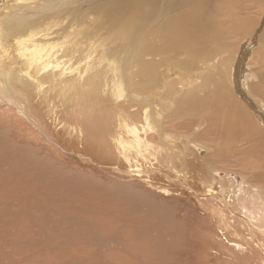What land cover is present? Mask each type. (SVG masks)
<instances>
[{
    "label": "bare ground",
    "instance_id": "bare-ground-1",
    "mask_svg": "<svg viewBox=\"0 0 264 264\" xmlns=\"http://www.w3.org/2000/svg\"><path fill=\"white\" fill-rule=\"evenodd\" d=\"M183 2L0 0V143L14 140L19 148L14 159L6 163L7 181L16 180L23 190L20 194L26 198H30L27 191L34 187V177V185L40 184V188L47 180L64 184L61 187L64 194L73 187L80 199L89 197L79 186L82 183L90 188L105 187L92 196L99 194L107 199L110 202L107 208L104 203L89 200L90 203L104 207V215L110 214L118 224L125 225L131 216L125 210L122 213L123 200L128 198L133 202L131 208L139 202L136 197L141 196L139 190L145 191L150 198L161 201L156 202L160 207L155 208L159 212L164 210L163 213L169 211L176 228H171L173 236L166 238L168 233L156 236L158 232L151 233L153 228L146 231L147 226H142L143 231H136L135 224L132 227L138 233L135 237L139 232H150L147 236L150 239L156 236L154 254L165 264H246L248 261L264 264V0H185V6ZM177 3L180 8L169 13ZM97 27L114 42L110 54L115 60L122 57L132 72L126 74L129 76L126 90L130 84L133 91L140 93L151 88L166 90L172 94L173 103L167 104V113L172 114L162 115L167 103L160 98L163 92L156 90L149 98L130 95L125 102H120V98L109 99L106 92L113 88L109 91L112 76L109 80L105 65L99 69H87L85 65L86 68H80L76 54L84 47L79 45ZM146 30L150 33L142 41ZM144 42L147 44L143 46ZM164 50L169 52V57H157ZM254 55L259 58L258 62L253 60L259 64L256 68L251 65ZM123 70L127 72L125 67ZM174 83L178 84L177 90H173ZM184 83L187 86L183 87ZM181 99L189 102L186 108L181 107L183 114L190 113L189 118L194 115L193 119L197 115L208 121L215 119L219 125L204 132L205 128L199 130L204 122L198 120L191 124L190 132L182 131L186 127L177 122L179 115H176ZM179 114L182 115L181 110ZM242 119L248 121L247 126L242 125ZM201 133L221 141L203 146L195 140V135L199 137ZM239 133L241 139L234 143L232 136ZM242 144L247 147L239 150ZM237 152L248 153L255 160L259 155L263 167L258 161L251 164L252 170L245 179L241 171L212 165L228 157L235 161ZM240 153L239 158L243 156ZM31 166L33 170H29ZM50 167H55L56 179L46 172ZM115 193L118 201L111 199ZM61 197L58 200L61 208L67 206L62 204L65 199L76 202L78 210L81 202ZM23 201L20 208L28 205L27 200ZM35 203L31 210L41 211V218L53 222L52 206ZM146 207L152 212L150 206ZM27 215L34 221L36 233L40 229L43 234L48 232L42 221L35 222L34 214ZM82 232L79 234H85ZM116 236L105 239L116 246L119 241Z\"/></svg>",
    "mask_w": 264,
    "mask_h": 264
},
{
    "label": "rangeland",
    "instance_id": "rangeland-1",
    "mask_svg": "<svg viewBox=\"0 0 264 264\" xmlns=\"http://www.w3.org/2000/svg\"><path fill=\"white\" fill-rule=\"evenodd\" d=\"M185 2V0H183ZM187 2L189 1H192V0H186ZM184 6L186 5V3H184ZM179 3H177L176 5H174L173 7H171L172 11H170L169 13H172V12H176L175 10H178L180 7L178 6ZM174 9V10H173ZM73 28V27H71ZM98 31V32H97ZM153 31V30H151ZM93 32V31H92ZM95 32V33H94ZM93 33L89 34L88 36H86L84 38V40H82L83 44L79 47L82 48L79 51V54L77 53V58L79 59L80 58V62H81V65H80V68H86L87 69H99V68H103V65H105L104 69L106 70V72L109 74V80L111 78V83L110 81L108 82V86L109 87V91H110V88H111V91L110 92H106V94L108 95V98L109 99H113L115 98L116 100L120 98V102H125V101H129V96L130 95H138V96H144L146 98H149L152 93L156 90H159L161 92H163L162 90L158 89V88H151L146 90V91H142L141 93L140 92H137V91H133V88L130 84V87L128 90H126L128 88V86H126L127 83H129V76L132 72H129V66L127 65L126 62H124V60L122 59V57L120 58H117V60H115V57L113 55L110 54V47H114L115 45L113 40L99 27H97L95 30H94ZM146 33L143 34L142 37V41H144L145 38H148V34L150 32H148V30L145 31ZM103 33V34H102ZM95 34V35H94ZM86 35V34H85ZM100 35V36H98ZM103 35H104V38H103ZM109 37H107V36ZM95 38V39H94ZM103 38V39H102ZM107 38V39H106ZM105 39V40H104ZM110 39V40H109ZM103 41V42H102ZM106 41V42H105ZM110 41V42H109ZM81 42V43H82ZM88 42V43H87ZM99 42V43H98ZM112 43V44H111ZM99 44V45H98ZM147 43L144 42L143 43V46L146 45ZM89 46H91V48H89V51L88 48ZM97 50H96V48ZM85 48L87 50H85ZM100 48V49H99ZM107 48V49H106ZM255 47H253L252 49H254ZM84 49V50H83ZM104 49V50H102ZM83 50V51H82ZM81 51L83 53H81ZM99 51V52H98ZM102 51V52H100ZM86 52V53H85ZM94 52V53H93ZM96 52V53H95ZM109 52V53H108ZM162 52V51H161ZM159 52L160 56H157L159 58H168V54L169 52L166 50H164V54ZM88 53V54H87ZM91 53V54H90ZM93 53V55H92ZM98 53V54H97ZM96 54V55H95ZM80 55V56H79ZM99 55V56H98ZM103 55V56H102ZM166 55L168 57H166ZM86 56V57H85ZM102 56V57H101ZM256 56V57H255ZM258 55H254L252 56V60H251V65L253 66V68H256L255 66H257L255 61L253 60H256L258 62L259 58H257ZM257 58V59H256ZM90 60V61H87V60ZM94 59V61L92 60ZM108 59V60H107ZM85 60V61H84ZM92 60V61H91ZM119 60V61H118ZM100 61V62H99ZM93 62V64H92ZM95 63H97V65H95ZM105 63V64H104ZM255 64V65H254ZM84 65L86 67H84ZM91 67H90V66ZM111 65V66H110ZM119 67H118V66ZM259 65V64H258ZM252 66L251 68H249V70L252 69ZM99 67V68H98ZM122 67V68H121ZM126 68V71L127 72H124L123 68ZM67 70H65L64 72H66ZM120 71V72H118ZM68 72V71H67ZM66 72V73H67ZM118 72V73H116ZM123 72V73H122ZM130 73V74H129ZM128 74V75H126ZM119 75V76H118ZM122 75V76H121ZM170 76V75H169ZM168 76V77H169ZM118 77V78H117ZM161 77L159 76L158 79H160ZM171 78V77H170ZM169 78V79H170ZM115 79V80H114ZM127 79V81H126ZM122 84V85H120ZM112 82H115V83H112ZM122 82V83H121ZM118 83V85H116ZM126 83V84H125ZM124 84V85H123ZM175 85L174 86V89L173 90H177V86L178 84L177 83H174ZM186 83L183 84V87ZM120 85V86H119ZM192 86V84H190ZM172 86V87H173ZM187 86V85H185ZM177 87V88H176ZM189 87V86H188ZM119 89V91L117 90ZM125 89V90H124ZM132 89V90H130ZM117 90V91H116ZM126 91V92H125ZM128 91V93H127ZM148 91V92H147ZM166 90H164V94L162 95V97H160L161 99H165V101H167V103L165 104L166 106H164V111H162V115L163 116H169L170 114H172L171 112L167 113V109L169 108L167 106L168 103H171L172 102V95L171 93L169 94V92L165 93ZM117 92V93H116ZM119 92V93H118ZM132 93V94H131ZM118 94H120V97H115L117 96ZM123 94V95H122ZM142 94V95H140ZM128 95V96H127ZM148 95V96H147ZM166 97H165V96ZM168 95L170 97H168ZM177 95V94H176ZM119 96V95H118ZM164 96V97H163ZM125 98V99H124ZM171 98V99H170ZM117 100V101H118ZM181 101L183 102H180L179 104V107L178 109L176 110V115H179V121L177 119V122L180 124H184V126L186 127L185 130H182L184 132H190V126L191 124H195L197 123L198 120H203L204 124H203V127H201L199 130L201 131V129H204V132H206L207 130L210 131L211 128L215 127L216 128V125H219V123H216V120L213 119L214 121H212V119L210 121H208V119L206 117H201L199 115H197L194 119L191 118L193 116H190L189 118V114L185 113L183 114L182 112V108H186V105L187 102L186 100L184 99H181ZM127 103V102H126ZM173 103V102H172ZM182 105V106H181ZM189 105V104H188ZM187 105V106H188ZM173 106V105H172ZM171 106V109L173 108ZM182 107V108H181ZM181 110V113L182 115L179 114V111ZM168 114H166L165 113ZM164 112V113H163ZM174 114V113H173ZM155 115V114H154ZM182 116V117H181ZM188 116V117H187ZM203 118V119H202ZM192 119V120H191ZM181 120V121H180ZM191 120V121H190ZM243 120V119H242ZM241 120V121H242ZM245 120V119H244ZM242 121V125H245L246 122L248 121ZM192 122V123H191ZM195 122V123H194ZM190 123V124H189ZM208 123V124H207ZM213 123V124H211ZM189 124V125H188ZM205 124L207 126H205ZM210 124V125H209ZM216 124V125H215ZM248 123H246V126H247ZM209 125V127H208ZM215 125V126H214ZM213 126V127H212ZM188 127V128H187ZM208 127V128H207ZM219 128V126H217ZM187 129L189 131H187ZM198 135L196 134L195 135V140L198 142V143H201V145H210L211 142H213V144L211 145H214V144H218L220 142L218 141H221L220 138H213V137H207L205 134L203 135V133L200 134L199 137H197ZM17 137L19 136H16L15 139H18ZM206 137V139H205ZM239 137V138H238ZM203 138V139H202ZM232 139L233 142H237L238 140L241 139V136H240V133L239 135H236V136H232ZM207 140V141H206ZM213 140V141H212ZM237 140V141H236ZM12 141V142H11ZM203 141V142H202ZM216 141V143H215ZM243 141V140H242ZM206 142V143H205ZM210 142V143H209ZM232 142V144H234ZM204 143V144H203ZM15 145V146H14ZM247 144H242L240 147H239V150H244L243 148L247 147L246 146ZM7 148H6V147ZM10 146V147H9ZM5 147V148H4ZM0 264H165L164 261H161L160 258L158 256H155L154 254V250H155V247H154V244L156 243V236H166L167 233V237L166 238H171L173 236V232L172 230L174 228H176L175 224H174V221L171 222V219H170V216H169V211H166L165 213L164 210L163 211H158V207H160L159 205L157 206L156 202H161L160 200L156 199V198H153L151 195V198L149 197V195L147 196V192H142L141 190L140 191V194L141 196L139 195H136L137 199L139 200V202L135 203V204H132L131 205V208L129 207L130 203H133L131 202L128 198L127 199H124L122 204H121V209H122V213H123V210H125L127 213H129V217L131 216L130 218V222H128V225H125L124 222L122 224H118L117 221L114 219V218H110V214H107L108 216L104 215L103 214V211L105 210L104 207L108 206L110 204V202L107 201V199H103L100 197V195L98 194V197H95V196H92L93 194H97L99 191H103L104 189H106L105 187H101V188H94L91 186H86V184L82 183L80 184L79 186L82 187V189L87 193V198H90V199H87V198H83V199H80L76 193L72 190L73 187L69 188L67 190V192H70V193H65L61 190L62 188L61 187H64V184H57L55 182H52L48 179V174H46V180L45 181L46 183L43 185L42 188L39 187L40 184H37V185H34L36 183V179L34 177V184H32V187L31 190H28L27 192L30 193V198H26L24 197V195L20 194L23 192V190L20 189V186L19 184L16 182V180L14 182H8L7 179L9 178V168L7 167L6 163L11 159L13 160L14 159V156L15 154L18 152L17 150L19 149L17 146H16V142L14 140H6L5 142L3 143H0ZM14 148V149H13ZM11 151H9V150ZM24 149V148H22ZM3 150V152H2ZM8 151L6 153H4L5 151ZM13 151V153H12ZM26 151V150H25ZM10 153V154H8ZM239 153L240 152H237L236 154V158L239 159L237 161V159L234 161V159H231V157H228L227 160H222V161H217L215 163H212L213 166H216V167H225V168H229L230 170H238V171H241L244 175H245V179H248V172L249 170H252L251 169V164L255 163L258 164L259 162V166H262L263 167V164H262V161L263 159L259 158L258 156L256 157V160L254 158H252V156H248L247 154L248 153H245L243 154V156H241V158H239ZM240 153V155H242ZM7 156V157H4V156ZM11 156V157H9ZM243 157V158H242ZM254 157V156H253ZM7 158V159H6ZM258 158V159H257ZM6 159V161H5ZM230 160V161H229ZM254 160V161H253ZM229 161V163H228ZM232 161V162H231ZM258 161V162H257ZM246 162L247 165H246ZM220 163H225L224 165L223 164H220ZM230 164V165H229ZM233 164V166H232ZM239 164V165H238ZM243 164V165H242ZM262 164V165H261ZM245 165V166H244ZM227 166V167H226ZM229 166V167H228ZM239 166V167H238ZM3 169H2V168ZM53 168L55 169V167H50V169L46 172H49V174L51 175V177H53L54 179L57 178V174L55 172H53ZM233 168V169H232ZM249 168V169H248ZM34 168L31 166L29 167V170H33ZM67 171V169H64ZM52 171V173H51ZM65 172V174L68 172ZM7 173V174H6ZM2 174V175H1ZM45 176V175H43ZM253 180V179H252ZM237 182H239V180H237ZM12 184V185H10ZM48 185V186H47ZM46 186V187H44ZM75 187H78V186H75ZM83 187H86V189H84ZM34 188V189H33ZM88 188V189H87ZM36 189V190H35ZM42 189V190H41ZM41 190V191H40ZM99 190V191H98ZM36 191V192H34ZM55 191V192H54ZM57 191V193H56ZM66 191V190H65ZM108 191H111L110 189H108ZM40 194H45L43 197L42 195ZM48 192V193H47ZM91 193V194H90ZM39 194V195H38ZM52 194V195H51ZM54 194V195H53ZM63 194V195H62ZM74 194V195H73ZM33 195V196H31ZM60 195V196H59ZM2 196V197H1ZM21 196V197H20ZM39 196V197H38ZM46 196V197H45ZM48 196V197H47ZM58 196V197H56ZM67 197L69 200L71 201H79L81 202L78 206V210L75 209L77 208V205H76V202H70V201H67L64 199V201L62 202L63 205H71V206H66L65 208H61L62 205L59 204L58 200L60 199V197ZM115 196L117 197L116 193L114 194V196L111 198L113 200L116 199V201H118L117 198H115ZM45 197V198H44ZM54 197V198H53ZM61 197V198H62ZM72 197V199H71ZM141 197V198H140ZM145 197V198H144ZM148 197V199H147ZM32 198V199H31ZM37 198V199H36ZM40 198V199H39ZM50 198V199H49ZM57 198V199H56ZM150 198V199H149ZM13 199V200H12ZM17 199V201L15 200ZM87 199V200H86ZM145 199V200H144ZM23 200H27L26 204L28 205H25L23 207L20 208V202H23V205H24V201ZM39 200V201H38ZM96 201L98 203H104V207L103 208H100L99 204H97L96 202L94 204H91L92 202L91 201ZM144 200V201H143ZM147 200V201H146ZM155 200V201H154ZM15 201V202H14ZM33 201V203H32ZM54 202L55 201V204H51L50 202ZM100 201V202H99ZM152 201V202H151ZM18 202V203H17ZM35 202H38V203H45V205H48L49 208H50V211L53 213V222L52 221H48V220H44L46 218L42 217L41 218V211H37V209H33L35 208L34 207V204H36ZM68 204H67V203ZM88 202V203H87ZM91 202V203H90ZM146 202V203H145ZM155 202V204H154ZM125 203V204H124ZM148 203H152L154 205L151 206L150 204ZM29 204H32V205H29ZM89 204V205H88ZM56 205V206H55ZM138 205H141L140 207ZM146 205L150 206L151 211H149V207L147 209ZM6 206V207H5ZM8 206V207H7ZM55 206V208L53 207ZM18 207V209H17ZM33 207V208H32ZM58 207V208H56ZM91 207V208H89ZM124 207V208H123ZM138 207V208H137ZM142 207V208H141ZM153 207V208H152ZM157 207V208H155ZM25 208V209H23ZM26 208H28V212L26 210ZM80 208V209H79ZM93 208V210H92ZM107 208V207H106ZM136 208L138 210H141V211H138L136 210ZM143 208H146V209H143ZM22 209V210H20ZM13 210V211H12ZM20 210V212L18 211ZM24 210H25V214H24ZM60 210V212H59ZM83 210V212H82ZM136 210V211H135ZM148 210V211H147ZM169 210V209H168ZM15 211V212H14ZM17 211H18V214H17ZM38 212L37 215H35V212ZM47 211V210H46ZM58 211V212H56ZM156 211V212H155ZM77 212V213H76ZM95 212V213H94ZM134 212V213H133ZM143 212V213H142ZM146 212H148V214H146ZM13 213V214H12ZM30 213L31 215H33L32 217H37V219H35V222L36 221H39L43 224H45V227H43L46 231H48L47 233H42L43 230H39V234L35 232L34 230V221H30V219H28V215L27 214ZM81 213V214H80ZM154 216V217H150L152 216L151 214ZM87 214V215H86ZM97 214V216H96ZM124 214V213H123ZM27 215V216H26ZM85 215L87 216V218L85 217ZM147 215V216H146ZM156 215V216H155ZM160 215V216H159ZM171 215V214H170ZM16 216V217H15ZM78 216V217H77ZM81 216V217H80ZM101 216V217H100ZM104 218H103V217ZM136 216V218H135ZM138 216V217H137ZM161 216H163L162 219ZM142 217V218H141ZM145 217V219H144ZM158 217V218H157ZM30 218V217H29ZM44 218V219H43ZM82 218V219H81ZM96 218V220H95ZM42 219V220H41ZM164 221V220H166ZM170 219V220H168ZM62 220V221H61ZM82 220H84V222H82ZM100 220V222H99ZM132 220V221H131ZM153 220V221H151ZM160 220V221H159ZM44 221V222H43ZM86 221V222H85ZM92 223H90V222ZM151 221V222H150ZM54 224L52 226V223ZM82 222V223H81ZM134 222V223H133ZM145 222V223H144ZM153 222V223H152ZM165 222V223H163ZM171 222V223H170ZM41 223V224H42ZM79 223V224H78ZM110 225H109V224ZM116 223V224H115ZM161 223V224H160ZM163 223V224H162ZM112 224H114L113 226H111ZM135 224V225H134ZM144 224H146L144 226ZM159 224V225H157ZM51 225V226H50ZM76 225V226H75ZM88 225V226H86ZM93 225V226H92ZM119 225V226H118ZM121 225V226H120ZM134 225V226H133ZM138 225V226H137ZM155 227H154V226ZM161 225H164L163 228ZM172 225V226H171ZM174 225V226H173ZM135 228L136 231H143V227L145 228V230L147 231V228H153L152 232L151 233H155L157 234L158 232V235H156L154 237V239H150L148 238L147 236L150 234L149 233H142V232H139L140 235H137L135 237L136 234H138L134 229L133 227ZM136 226V227H135ZM141 226V227H140ZM143 226V227H142ZM158 226V227H157ZM50 227V229H48ZM58 227V228H57ZM72 227V228H71ZM114 227L115 230H114ZM119 227V228H118ZM124 227V228H123ZM132 227V228H131ZM174 227V228H173ZM21 228V229H20ZM55 228V232H53ZM80 231H79V229ZM86 228V229H85ZM142 230H141V229ZM155 228V229H154ZM173 228V229H171ZM19 229V230H18ZM53 229V230H52ZM58 229V230H57ZM61 229H64V233L66 234H63L62 230ZM78 230V231H75V230ZM132 229V230H131ZM162 229H165L162 231ZM171 229V230H170ZM50 230V231H49ZM83 230H88V231H83ZM100 230V231H99ZM133 234H131V232ZM161 230V231H159ZM167 230V231H166ZM169 230V232H168ZM75 231V232H74ZM83 231V232H82ZM119 234H118V232ZM129 231V232H128ZM32 232V233H31ZM85 233V234H79V233ZM160 232V233H159ZM34 233V234H33ZM50 233V234H49ZM54 235H53V234ZM93 233V234H92ZM95 233V234H94ZM97 233V234H96ZM112 233V234H111ZM123 233V234H122ZM170 233V234H169ZM144 234V235H143ZM161 234H165V235H161ZM76 235V236H74ZM96 235L98 236L97 238ZM109 235V236H108ZM114 236H116V238L119 239L117 245H113L112 244L114 242H108L107 240L110 238H112ZM123 235V236H122ZM127 235V237H126ZM143 235V236H142ZM151 235V234H150ZM171 235V236H170ZM216 235V234H215ZM46 236V237H45ZM74 236V237H73ZM78 236V237H77ZM84 236V237H83ZM108 236V237H107ZM125 236V237H124ZM132 236H134L136 239H134ZM141 236V237H139ZM170 236V237H169ZM37 237V238H36ZM83 237V238H82ZM92 240H91V238ZM108 238V239H105V238ZM81 238L83 239V242L81 241ZM90 238V239H89ZM96 239L95 241H93L94 239ZM128 238V239H127ZM59 239V240H58ZM86 239V240H85ZM103 239V240H102ZM109 239V240H110ZM131 239V240H130ZM141 239V240H139ZM26 242H25V241ZM67 240V241H66ZM106 240V241H105ZM37 241V242H36ZM72 241V242H71ZM85 241V243H84ZM94 242L96 244L93 245V243H90V242ZM97 241V242H96ZM141 241V243H140ZM224 243L226 242L228 244V240L227 239H223ZM25 242V243H24ZM28 242V243H27ZM56 242V243H55ZM62 242V243H61ZM65 242V243H64ZM71 242V243H69ZM75 242V243H74ZM81 242V243H80ZM106 242V243H105ZM144 242V243H143ZM17 243V244H16ZM22 243V244H20ZM37 243V244H36ZM107 243H109L107 245ZM140 245H139V244ZM147 243L149 244V246H147ZM151 243V244H150ZM153 243V244H152ZM19 244V245H18ZM53 244V246H52ZM56 244V245H55ZM102 245V248H99L101 247ZM104 244V245H103ZM25 245V246H24ZM29 245V246H28ZM73 245V246H71ZM99 245V247H98ZM107 247H106V246ZM111 247H110V246ZM121 245V246H120ZM18 246V247H17ZM81 248H79V247ZM105 246V248H104ZM109 246V247H108ZM30 247V248H29ZM74 247H78L77 249L74 248ZM97 247V248H96ZM117 249H116V248ZM134 247V248H133ZM152 247V248H151ZM28 248V249H27ZM44 248V249H43ZM62 248L64 250H62ZM67 248V249H66ZM69 248V250H68ZM94 248H96L94 250ZM120 250H119V249ZM141 248V249H140ZM39 249V251L37 250ZM50 249V250H49ZM84 249V250H83ZM102 249V250H101ZM32 250V251H31ZM66 250H68L66 252ZM93 250V251H92ZM122 250V251H121ZM77 253H76V252ZM94 251L96 253H94ZM98 251V252H97ZM112 251V252H111ZM126 253H124V252ZM141 251V252H140ZM151 251V252H150ZM2 252V253H1ZM7 252V253H6ZM32 252V253H31ZM59 252V253H58ZM68 253L69 255H66L65 254ZM116 252V253H115ZM128 252V253H127ZM15 256H13V254ZM17 253V254H16ZM29 253V255H28ZM54 253V255H53ZM57 253V254H56ZM76 253V254H75ZM112 253V254H111ZM9 254V255H8ZM26 254V255H25ZM64 254V255H63ZM71 254V256H70ZM12 257L10 260V257ZM17 255V256H16ZM91 255V256H90ZM93 255V257H92ZM125 255V256H124ZM19 256V257H18ZM21 256V257H20ZM27 256V257H26ZM69 256V257H68ZM76 256V257H75ZM81 256V257H80ZM86 256V257H85ZM145 256V257H144ZM2 257V258H1ZM78 257L80 258V261L78 259ZM92 257V258H89ZM98 257V258H97ZM100 257H102L100 259ZM122 257V258H121ZM17 258V259H16ZM54 258V259H52ZM150 258V259H149ZM56 259V261H55ZM62 259V261H61ZM69 259V261H68ZM72 259L74 260L72 262ZM88 259V260H87ZM100 259V260H99ZM143 259V261H142ZM2 260V261H1ZM78 260V261H77ZM84 260V261H82ZM130 260V261H129ZM52 261V262H50ZM88 261V262H87ZM92 261V262H91ZM106 262V263H103V262ZM157 261V262H156ZM9 262V263H8ZM27 262V263H26ZM64 262H67V263H64ZM86 262V263H85ZM149 262V263H148ZM240 262V260H239ZM246 263V262H245ZM224 264V263H223ZM232 264H235L234 262H232ZM246 264H250V261H248ZM252 264V263H251ZM259 264V263H258Z\"/></svg>",
    "mask_w": 264,
    "mask_h": 264
}]
</instances>
